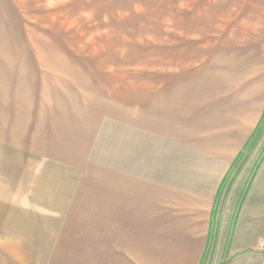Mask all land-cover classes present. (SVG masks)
Returning <instances> with one entry per match:
<instances>
[{
	"label": "rangeland",
	"instance_id": "obj_1",
	"mask_svg": "<svg viewBox=\"0 0 264 264\" xmlns=\"http://www.w3.org/2000/svg\"><path fill=\"white\" fill-rule=\"evenodd\" d=\"M9 62V89L17 104L31 102L35 125L124 115L146 143L154 117L170 109L176 141L198 128L212 156L245 139L264 109V0H0V65ZM259 128L219 193L215 209L227 218L258 208L247 195L264 160V117ZM216 234L203 264L227 258L231 233L224 242ZM32 240L31 250H0V264H68L59 259L70 252L35 250Z\"/></svg>",
	"mask_w": 264,
	"mask_h": 264
},
{
	"label": "crops",
	"instance_id": "obj_2",
	"mask_svg": "<svg viewBox=\"0 0 264 264\" xmlns=\"http://www.w3.org/2000/svg\"><path fill=\"white\" fill-rule=\"evenodd\" d=\"M10 75L15 66L0 65L1 251L17 243L31 250L34 236L35 250H53L54 243L56 251L70 252L61 263L201 264L214 232L224 242L230 231L222 264H264L261 237L255 239L257 232L264 235V160L247 195L257 210L242 207L231 219L215 209L264 109L245 139H231L210 159L198 128L176 141L170 109L154 117L146 143L144 127L137 120L129 125L124 115L82 125L73 118L69 126L48 116L44 128L35 125L31 102H15ZM111 123L118 125L114 139ZM182 129L191 128L186 123Z\"/></svg>",
	"mask_w": 264,
	"mask_h": 264
},
{
	"label": "built area",
	"instance_id": "obj_3",
	"mask_svg": "<svg viewBox=\"0 0 264 264\" xmlns=\"http://www.w3.org/2000/svg\"><path fill=\"white\" fill-rule=\"evenodd\" d=\"M260 248L264 251V241L260 243Z\"/></svg>",
	"mask_w": 264,
	"mask_h": 264
},
{
	"label": "trees",
	"instance_id": "obj_4",
	"mask_svg": "<svg viewBox=\"0 0 264 264\" xmlns=\"http://www.w3.org/2000/svg\"><path fill=\"white\" fill-rule=\"evenodd\" d=\"M259 127L256 129V131H255V133H257V132H259ZM239 158H240V156H239ZM238 160V159H237ZM204 262V261H203ZM203 262L201 263V264H203Z\"/></svg>",
	"mask_w": 264,
	"mask_h": 264
}]
</instances>
